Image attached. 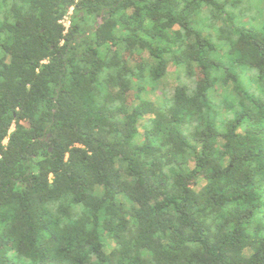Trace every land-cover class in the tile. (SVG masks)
Segmentation results:
<instances>
[{
  "label": "trees",
  "instance_id": "1",
  "mask_svg": "<svg viewBox=\"0 0 264 264\" xmlns=\"http://www.w3.org/2000/svg\"><path fill=\"white\" fill-rule=\"evenodd\" d=\"M0 264H264V0H0Z\"/></svg>",
  "mask_w": 264,
  "mask_h": 264
},
{
  "label": "rangeland",
  "instance_id": "2",
  "mask_svg": "<svg viewBox=\"0 0 264 264\" xmlns=\"http://www.w3.org/2000/svg\"><path fill=\"white\" fill-rule=\"evenodd\" d=\"M177 77H178V73L176 71V69L174 68V66H171L169 69V73L166 79L163 80L162 83H159L157 85L158 89L156 88V90H153L151 87L147 88V91H145L143 93L145 98H148L152 101H156L158 102L159 97L161 95V89L166 86L167 89H173L175 85H177ZM216 100L218 102L222 101V98L220 95L216 96Z\"/></svg>",
  "mask_w": 264,
  "mask_h": 264
},
{
  "label": "built area",
  "instance_id": "3",
  "mask_svg": "<svg viewBox=\"0 0 264 264\" xmlns=\"http://www.w3.org/2000/svg\"><path fill=\"white\" fill-rule=\"evenodd\" d=\"M71 14V13H70ZM61 22V24H63L64 25V27L66 28V31L65 32H67L68 31V28L70 27V18H69V16H67V17H65L62 21H60Z\"/></svg>",
  "mask_w": 264,
  "mask_h": 264
}]
</instances>
